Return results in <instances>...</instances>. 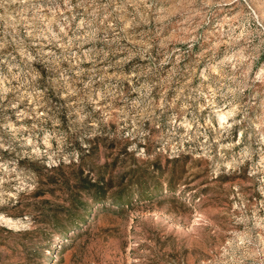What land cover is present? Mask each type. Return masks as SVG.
<instances>
[{"label":"rangeland","instance_id":"374dc122","mask_svg":"<svg viewBox=\"0 0 264 264\" xmlns=\"http://www.w3.org/2000/svg\"><path fill=\"white\" fill-rule=\"evenodd\" d=\"M0 264H264V0H0Z\"/></svg>","mask_w":264,"mask_h":264},{"label":"clouds","instance_id":"9594fccd","mask_svg":"<svg viewBox=\"0 0 264 264\" xmlns=\"http://www.w3.org/2000/svg\"><path fill=\"white\" fill-rule=\"evenodd\" d=\"M221 119H223V118H221Z\"/></svg>","mask_w":264,"mask_h":264}]
</instances>
